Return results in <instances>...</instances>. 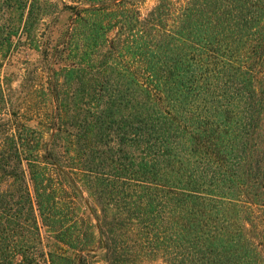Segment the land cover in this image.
<instances>
[{
    "label": "trees",
    "instance_id": "trees-1",
    "mask_svg": "<svg viewBox=\"0 0 264 264\" xmlns=\"http://www.w3.org/2000/svg\"><path fill=\"white\" fill-rule=\"evenodd\" d=\"M147 1H62L38 101L48 3L0 0V264H264V0Z\"/></svg>",
    "mask_w": 264,
    "mask_h": 264
},
{
    "label": "rangeland",
    "instance_id": "rangeland-1",
    "mask_svg": "<svg viewBox=\"0 0 264 264\" xmlns=\"http://www.w3.org/2000/svg\"><path fill=\"white\" fill-rule=\"evenodd\" d=\"M46 1L48 16L40 26L38 40L42 50L48 48L50 51L44 56L41 52L30 50L22 40L2 67V77L11 82L13 90H17L15 99L27 100L32 95L38 101L48 100L53 95L51 89L55 82L62 83V73L59 72L60 42L71 29L73 17L62 5V1L69 4V0ZM153 3V0H148L143 7L149 8Z\"/></svg>",
    "mask_w": 264,
    "mask_h": 264
}]
</instances>
